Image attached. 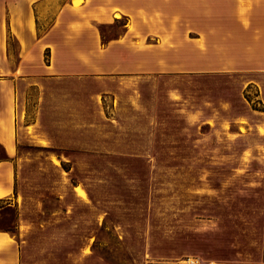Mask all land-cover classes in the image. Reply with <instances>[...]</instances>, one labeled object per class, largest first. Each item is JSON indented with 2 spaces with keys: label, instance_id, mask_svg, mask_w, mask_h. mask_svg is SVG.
Returning a JSON list of instances; mask_svg holds the SVG:
<instances>
[{
  "label": "crops",
  "instance_id": "crops-1",
  "mask_svg": "<svg viewBox=\"0 0 264 264\" xmlns=\"http://www.w3.org/2000/svg\"><path fill=\"white\" fill-rule=\"evenodd\" d=\"M214 1L0 0V199L19 216L17 236L0 229V264H110L91 245L112 212L76 165L134 159L147 164L139 264H264V111L244 95L264 102V0ZM213 23L230 25H198ZM68 81L93 86L57 98L86 144L43 126L45 87ZM50 199L66 209L43 224Z\"/></svg>",
  "mask_w": 264,
  "mask_h": 264
},
{
  "label": "rangeland",
  "instance_id": "rangeland-1",
  "mask_svg": "<svg viewBox=\"0 0 264 264\" xmlns=\"http://www.w3.org/2000/svg\"><path fill=\"white\" fill-rule=\"evenodd\" d=\"M214 2L219 1L215 0ZM210 10L211 8H208V13H210ZM212 13L221 15L233 12L231 8L214 6ZM198 25L221 27L230 24L213 23ZM11 43L14 42L11 40ZM85 84L74 85L71 81H68L64 83H50L45 87L47 95L49 96V103L47 104V108L44 109L43 126L63 142L86 144V142L93 140L92 132H89L91 134H88L86 131L83 134L79 133V128L75 126L79 121L72 115L64 119L61 117L62 112L66 115V110L62 109L61 104L58 103L59 99H57L66 93L73 98L89 94L93 90V86ZM32 93L35 94V91H32ZM244 95L246 99V95L251 99V101L248 99L247 101L253 109L264 111V102L260 97L258 87L248 86L244 91ZM30 109L32 110L31 104ZM87 110H89V107L72 102L69 112L83 116ZM29 130L32 132L33 128L30 127ZM103 130H109V128L104 126ZM134 139L136 140L137 138L134 136ZM140 146H146L145 137L144 142L138 145V147ZM21 150L27 151L32 155H47L48 153L57 155L59 153L57 149L43 148L28 143L23 144ZM145 151L134 150L130 153L142 154ZM256 154L257 152L253 151L247 157ZM2 155L1 152V157ZM88 162L87 160L80 161L76 166L79 167L78 169L80 171L91 176L89 182L91 183L94 194L98 198L97 205L102 209L112 212L111 216H107L103 220L91 245V250L110 264H139L138 259L140 258L142 249V233L146 207L147 164L135 159L127 165L117 166L111 164L95 166L92 163L87 164ZM66 163L69 165V170H71L73 165L70 162ZM76 179L74 177L73 182H76ZM65 209L64 204L59 200L50 199L44 201L41 204L40 210L41 223L45 224L49 221L51 212H64ZM15 213H17L19 225L17 201L12 198H7V200L0 203V229L14 227L16 223ZM118 230L121 231L122 237ZM178 263L181 262H177L176 264Z\"/></svg>",
  "mask_w": 264,
  "mask_h": 264
},
{
  "label": "trees",
  "instance_id": "trees-1",
  "mask_svg": "<svg viewBox=\"0 0 264 264\" xmlns=\"http://www.w3.org/2000/svg\"><path fill=\"white\" fill-rule=\"evenodd\" d=\"M10 39V38H9ZM247 94V93H246ZM246 97H247V99L249 100V101H251V99L246 95ZM256 109H258V108H256ZM2 158L3 159H8L9 157L7 156V155H2ZM62 166H63V168L64 169H66V170H69L70 168H69V165L66 163V162H64V161H62ZM15 194H16V191H15ZM5 200H7V198H1L0 199V203H2V202H4ZM16 212V211H15ZM16 214V223H15V225H14V227L13 228H9V229H1V230H4V231H7V232H9V233H11V234H13V235H18L19 234V225H18V217H17V213H15Z\"/></svg>",
  "mask_w": 264,
  "mask_h": 264
},
{
  "label": "built area",
  "instance_id": "built-area-1",
  "mask_svg": "<svg viewBox=\"0 0 264 264\" xmlns=\"http://www.w3.org/2000/svg\"><path fill=\"white\" fill-rule=\"evenodd\" d=\"M178 264H198L197 263V260L194 259V258H188L187 260L181 262V263H178Z\"/></svg>",
  "mask_w": 264,
  "mask_h": 264
}]
</instances>
